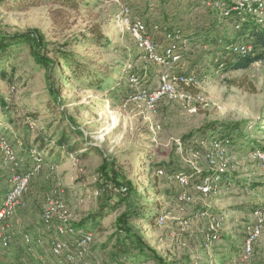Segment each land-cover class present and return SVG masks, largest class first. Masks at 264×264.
Here are the masks:
<instances>
[{"label": "rangeland", "instance_id": "374dc122", "mask_svg": "<svg viewBox=\"0 0 264 264\" xmlns=\"http://www.w3.org/2000/svg\"><path fill=\"white\" fill-rule=\"evenodd\" d=\"M213 1L83 0L79 8H70L53 0H0V35L34 32L47 45L49 57L61 64L49 76L24 48L0 52V100L11 105L0 112V207L15 172L6 145L12 147L20 173L33 171L36 159L42 161L21 205L6 220L10 244L0 248V264H72L66 256L52 254V242L60 237L54 229L58 221L51 227L43 221L49 198L61 203L69 226L92 234L89 264H156L135 246L124 261L117 260L112 243L108 245L124 204L116 207L117 215L94 226L84 224L105 200L99 190L104 159L134 193L133 233L167 263L264 264V167L254 157L255 149L264 148V132L253 128L259 123L264 128V63L239 71L215 65L230 56L223 59L195 36ZM125 20L144 22L161 55L168 46L166 30L180 31L190 45H180L179 62L155 63L138 48ZM74 63L81 67L78 78L68 66ZM166 75L197 77L191 93L204 101L198 113L178 99L163 98L153 105L141 97L143 91L155 92ZM72 121L76 131L70 128ZM236 122L245 123L252 142L228 145L225 173L219 176L205 157L213 140L232 134L221 130L222 124ZM67 130L73 138L61 146ZM75 143L82 149L71 152ZM190 150L200 159L192 162ZM70 152L76 155L69 157ZM159 170L165 175L158 177ZM177 173L189 177V187L170 180ZM217 176L206 195L191 188ZM184 194L191 203L179 201ZM162 216L166 219L160 226ZM259 221L261 237L245 260V241ZM219 222V239L207 246ZM62 240L74 250L76 238Z\"/></svg>", "mask_w": 264, "mask_h": 264}, {"label": "built area", "instance_id": "2783aa9c", "mask_svg": "<svg viewBox=\"0 0 264 264\" xmlns=\"http://www.w3.org/2000/svg\"><path fill=\"white\" fill-rule=\"evenodd\" d=\"M210 6L222 11L225 16H228L230 13H248L255 17L259 25L264 24V0H217L214 1ZM124 26L128 29L130 35L136 42L138 48L145 52L147 57L150 58L155 63L163 65H171L180 61L182 57L180 45L184 47L187 46L189 40L183 39L179 33L171 32L166 30L165 32V41L168 43V46L165 48L163 55L158 53V44L154 41L150 35L147 25L140 20H125L123 21ZM239 28V27H237ZM154 31H159V27L155 26ZM183 47V48H184ZM253 52V46L247 43H241L235 45L232 48V53L240 56H248ZM217 62V61H216ZM261 62H257V64ZM199 81L196 76H176V75H166L162 79L160 87L153 93H146L143 91L142 98H148L151 104L157 103L163 98L178 99L185 103L189 111L193 114L198 113V109L201 104H204V101L200 95H193L191 89L198 86ZM148 94V95H146ZM3 143L2 145H6ZM179 147L182 149V144L178 143ZM230 145L228 141L219 139L213 140L211 143L210 153L205 157L210 167L216 172L219 176L225 173V160L226 156L229 154ZM6 148L7 152V161L14 168L15 172L12 173L10 179V189L6 194L1 207H0V248L7 249L10 244V237L6 234L5 224L6 220L11 217L21 205L25 194L27 193L30 185L32 176L41 169L42 161L40 159L35 160V167L33 171L28 173H20L17 170L20 168L18 159L15 154L10 151L8 146ZM190 159L191 161H197L200 159V154L196 151L190 150ZM255 159L264 167V150H257L254 153ZM165 172L159 170L157 176H164ZM216 178V179H215ZM220 178L210 177L202 181L201 184L191 188L200 193L208 194L212 188L213 183H216ZM170 180L175 181L183 187L190 186L189 177L183 174H174L170 176ZM180 202H192V198L186 194L182 195L179 198ZM49 206L43 215V221L47 227L54 225V221H58V224L55 226V232L60 237L52 242L51 250L52 254L55 257L66 256L68 261L72 264H89L86 262V256L88 254V249L91 243L93 242V236L90 233H84L83 231L77 230L75 227L68 225L69 217H67V212L63 210V207L59 201L56 199H48ZM165 217L158 218V224L162 226L165 223ZM221 223L214 224L212 235L207 237V246L219 239V232L221 230ZM262 234V222H257L251 229L248 234V237L245 241L243 248V257L248 259L252 256L254 252V247L258 239ZM76 238L73 246V251L69 249L70 245L62 240L63 238ZM26 242L29 243V237L25 238ZM99 264V263H98Z\"/></svg>", "mask_w": 264, "mask_h": 264}, {"label": "trees", "instance_id": "16d2710c", "mask_svg": "<svg viewBox=\"0 0 264 264\" xmlns=\"http://www.w3.org/2000/svg\"><path fill=\"white\" fill-rule=\"evenodd\" d=\"M53 1L70 8H79V4L83 0ZM209 7L210 9H208L207 12V20H205L202 26L199 27V25H197V28L195 27V36L201 45L212 46V48L219 50L222 53L221 56L223 59L227 55L230 56L223 61L217 60L215 65H217L219 68L226 67V70L239 71L248 70L256 62L264 63V24L259 25L255 17L248 13L239 14L232 12L228 16H225L222 11L215 9L210 5ZM170 31L179 33L182 37L180 31ZM241 43L252 45L253 52L245 57L233 54L232 48L235 45ZM20 48L26 49L34 62L41 68L45 69L49 76L51 75L53 67H61V64L57 63L55 59L49 57L50 51L47 45L44 44L39 36H37L34 32L0 35V52L8 53L10 50L12 52H16V49L19 50ZM62 58L67 59V55H63ZM74 65L68 64L75 78H78V72L80 71L81 67L77 63H74ZM63 72H65V70H63ZM62 77L65 81H68L70 78L68 75H62ZM49 92L50 95L55 97L58 102L61 100L59 95L52 87L49 88ZM0 104V112H2L3 109L7 111L11 109V105H8L6 98L3 100L1 99ZM73 124L74 123L72 121V123H70V128L72 131H76L74 127L75 125ZM244 124V122H236L233 125L222 124L221 130L232 131V134L226 135L224 140L228 141L231 145L235 142L237 144H250L252 140L249 137V131L244 127ZM253 128H255V132H257V130H261L262 133L264 132V128H261L260 123L255 124ZM68 132L70 131L67 130V132H62L58 142L59 145L64 146L67 139L73 138V136ZM77 147L78 143H75L70 149L71 152H76V150L82 149ZM8 148L14 153L11 146H8ZM257 150H264V148L255 149L254 151ZM35 152L39 153L38 151H32L31 155ZM71 152L68 154L69 157L76 155V153ZM102 171V176L104 179L99 184V190L105 196V200H101L99 209L92 211L85 219L84 224L86 225L87 223L92 222V225L94 226L97 224V222L104 220L110 215H117L116 207L124 204L126 211H124L123 214L117 216L118 220L115 224L116 231L114 235L110 237L111 240L109 239L110 241L108 243V245L112 243L111 248L115 250L114 255L116 256V259H121V261H124L125 258L129 256L128 254L130 252V247L135 246L138 248L141 255L152 259L156 262V264H169L161 257L156 255L154 250L150 249L140 237L133 233L130 220L134 217L135 213L137 214V210L133 206L136 199H132V195H134V193L131 191L130 187H125L118 171H116L114 167H109L106 159H104V168ZM1 194L0 197L3 196ZM137 197L140 196L137 195ZM153 219L154 217H151V222Z\"/></svg>", "mask_w": 264, "mask_h": 264}, {"label": "crops", "instance_id": "0c3cea01", "mask_svg": "<svg viewBox=\"0 0 264 264\" xmlns=\"http://www.w3.org/2000/svg\"><path fill=\"white\" fill-rule=\"evenodd\" d=\"M72 246V245H71ZM73 248V247H72ZM72 251V250H71Z\"/></svg>", "mask_w": 264, "mask_h": 264}]
</instances>
